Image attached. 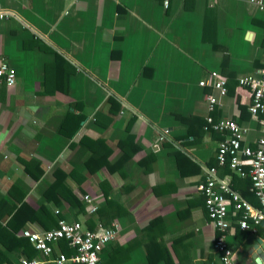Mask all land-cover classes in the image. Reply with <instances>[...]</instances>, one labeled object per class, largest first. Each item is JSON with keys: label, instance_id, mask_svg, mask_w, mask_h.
I'll return each instance as SVG.
<instances>
[{"label": "crops", "instance_id": "0c3cea01", "mask_svg": "<svg viewBox=\"0 0 264 264\" xmlns=\"http://www.w3.org/2000/svg\"><path fill=\"white\" fill-rule=\"evenodd\" d=\"M164 2L0 0V10L13 14L0 20V54L17 71L13 89L0 82L3 227L22 204L27 216L44 209L61 217L58 227L63 221L90 230L98 223L115 225L118 238L104 250L101 264H148L143 230L158 219L153 235L164 241L175 264H223L198 186L204 168L217 167L218 145L226 136L201 124L208 116L235 120L251 147L264 134V118L250 113L251 92L238 82L264 67V10L249 0H170L168 8ZM212 72L228 79L227 96L210 87ZM203 81L209 86L202 87ZM212 94L219 106L210 111ZM68 113L85 116L72 138L60 130ZM163 130H170V140L160 142ZM130 135L134 147L122 149L119 143ZM90 142L105 145L103 157L109 153L110 165H94L95 173L86 165L91 153L84 145ZM57 170L84 200L83 212L62 197L58 204V195L47 198ZM41 171L39 179L30 175ZM220 174L241 192L243 180L236 182L226 169ZM86 197L100 212L89 213ZM229 222L235 264H255L250 250L264 242V226L252 234L233 216ZM20 223L16 238L25 229L45 230L41 220L18 217ZM8 235L9 248L0 249L13 264L43 258L29 241L31 247L20 248ZM65 244L55 246L54 259L74 254L69 246L63 250Z\"/></svg>", "mask_w": 264, "mask_h": 264}, {"label": "built area", "instance_id": "2783aa9c", "mask_svg": "<svg viewBox=\"0 0 264 264\" xmlns=\"http://www.w3.org/2000/svg\"><path fill=\"white\" fill-rule=\"evenodd\" d=\"M260 10H264L263 0H249ZM166 8L170 0H165ZM13 14L0 10V20L8 19ZM211 88L220 96L229 94L228 79L218 72H212ZM0 82L7 88H14L17 84V71L0 54ZM239 86L250 90L252 103L250 113L253 118H264V67L258 76H246L239 79ZM202 87L209 86L203 81ZM210 111L219 106L218 99L212 94L207 98ZM206 132L223 134L226 138L220 142L217 150V167L204 168L205 181L198 186L199 193L204 197L210 222L214 225L218 235L213 244L214 251L221 255L223 264H235L234 252L227 242V232L230 229L229 218L237 219L242 231L258 234L264 226V134L251 147L245 144L246 129L235 120L215 121L212 116L206 118L204 127ZM264 133V132H263ZM170 140V130L159 132V141ZM229 169L242 179L250 181L249 191L255 201L251 202L231 183L221 176V169ZM90 214H97L99 208L94 200L86 197ZM119 229L113 225L106 227L98 223L94 230L85 229L81 222L63 221L57 229L33 230L25 229L22 237L26 238L43 255L40 259H23L18 264H101L104 250L115 242ZM61 241L68 243L74 254L67 256L60 254L53 258L55 246Z\"/></svg>", "mask_w": 264, "mask_h": 264}, {"label": "trees", "instance_id": "16d2710c", "mask_svg": "<svg viewBox=\"0 0 264 264\" xmlns=\"http://www.w3.org/2000/svg\"><path fill=\"white\" fill-rule=\"evenodd\" d=\"M38 46L42 48V45H40L39 42H38ZM241 88L242 87H240V89ZM113 104H115V103L113 102ZM84 119H85V116H83V115L75 116L74 114L68 113L66 115V118L64 119L63 124L61 125V129H60L61 133L72 138L73 135H75L79 131V129L81 127V123ZM181 120L183 123L191 122V119L181 118ZM205 125H206V122H203L201 124V127L203 130H204ZM72 126H74L72 131L70 133H68V131L70 130V127H72ZM85 141H83V142H85ZM89 144L90 145H88V146L84 145V147H87L88 151L91 153L90 158L86 161V165L90 169V172L95 173V170L92 168V167H94V165L96 166L97 164H99L100 167H102L104 165H110L107 162V159L109 157V153L103 157V148H104L105 153L108 152V149L105 148V145L103 143H99V142H90ZM134 145H135V138L131 135L128 137L127 140L119 143V146L122 149H127V148L130 149V148H133ZM134 152H135V150H134ZM124 157H126L128 159L130 157V155L128 156L125 153V155H123V158ZM103 158H104V162L102 160ZM226 171L230 172V170L228 168L226 169ZM43 174H44V172H42V171L40 172V175H34L33 173H30V175L35 177V179H39ZM55 174H56L57 180L50 186V188L46 192L47 198L52 199L54 197V195L55 196L58 195V197L55 198V200L57 201L58 204H61V200L59 197H62L63 199H65L69 203V205H71L72 207H74L76 209L78 208L80 212H83L85 210L84 200L81 199L77 194H75V192L71 191L65 185V181L67 180L68 175L61 170H57L55 172ZM234 176H235L234 180L236 182L239 179L243 180V183H242L243 186L240 187V185H238L239 186L238 188L241 190V192L245 198L249 199L251 202L254 203L255 199L249 191L250 181L247 179H242V178L238 177L236 174ZM28 210H29V208L26 204H22L20 207L13 208L12 209L13 214H9L12 218L8 222L7 227H3L0 224V245H1V247H3V249L9 248V246H8V237H9L8 232H10L12 234V237L14 238L15 242L17 243V245H16L17 247L28 248V246H30L27 239L25 240L23 238H16V234H17L18 230H16L14 228V226L20 227V228L24 227L23 225H21L22 223H20L19 225H16V224H18V217L20 219L23 218L24 221H28V220L35 221L36 219L41 220L43 222V227L45 230H52V229L58 228V224H59V221L61 220L60 219L61 217L55 218L53 214H50V213L44 214L45 213L44 209L41 210V212L38 214H33L31 217V216H27L28 214H24ZM49 216L50 217L53 216L54 219L50 218ZM159 222H160V220H158V219L153 220L143 230L144 240H143L142 246L144 247V249L146 251L148 264H175L173 256L171 254V251L168 249V247L164 243V241L158 240L153 235V229H154L155 225ZM177 239H175L174 242ZM61 243L67 244V245L65 244L66 248L63 249L64 251H66L65 249H67L68 243L65 241H61L60 244ZM176 243H175V246H176ZM115 249L119 250L120 246L118 247L115 245ZM70 250H72V249H70ZM126 250H128V248ZM25 253H28L27 249H25ZM104 253H105V251L101 255V261H102V256ZM112 255H113V253H111V256ZM0 264H13L12 261L9 258H7V255L5 254V250H2V249H0Z\"/></svg>", "mask_w": 264, "mask_h": 264}, {"label": "water", "instance_id": "95a60500", "mask_svg": "<svg viewBox=\"0 0 264 264\" xmlns=\"http://www.w3.org/2000/svg\"><path fill=\"white\" fill-rule=\"evenodd\" d=\"M263 240H258V244L254 249L250 250V262L255 264H263L264 262V244Z\"/></svg>", "mask_w": 264, "mask_h": 264}, {"label": "rangeland", "instance_id": "374dc122", "mask_svg": "<svg viewBox=\"0 0 264 264\" xmlns=\"http://www.w3.org/2000/svg\"><path fill=\"white\" fill-rule=\"evenodd\" d=\"M13 89V88H12Z\"/></svg>", "mask_w": 264, "mask_h": 264}]
</instances>
